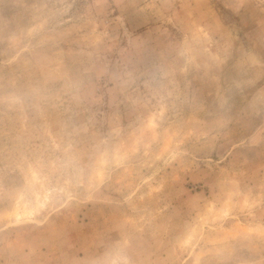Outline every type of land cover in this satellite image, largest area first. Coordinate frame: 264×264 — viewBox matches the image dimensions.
Segmentation results:
<instances>
[{
  "label": "rangeland",
  "instance_id": "obj_1",
  "mask_svg": "<svg viewBox=\"0 0 264 264\" xmlns=\"http://www.w3.org/2000/svg\"><path fill=\"white\" fill-rule=\"evenodd\" d=\"M0 264H264V0H0Z\"/></svg>",
  "mask_w": 264,
  "mask_h": 264
}]
</instances>
